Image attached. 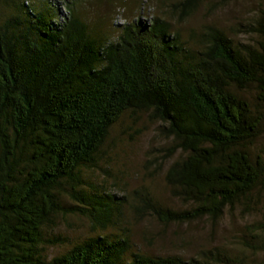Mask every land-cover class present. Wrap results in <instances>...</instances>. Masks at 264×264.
Returning a JSON list of instances; mask_svg holds the SVG:
<instances>
[{
    "label": "trees",
    "instance_id": "trees-1",
    "mask_svg": "<svg viewBox=\"0 0 264 264\" xmlns=\"http://www.w3.org/2000/svg\"><path fill=\"white\" fill-rule=\"evenodd\" d=\"M47 1L0 0L15 13L0 24V264H243L242 253L219 247L190 259L135 252L122 204L87 189L83 173L97 166L124 115L145 112L172 139L168 156L180 153L165 180L188 208L149 194L137 214L165 225L218 222L264 192V155L251 152L264 134V9L248 25L255 44L213 26L184 39L168 15L183 21L202 0L171 3L149 23L121 26L112 41L75 1L66 0L63 22ZM66 197L78 205L67 206ZM68 213L104 234L48 260L44 247L62 239L46 240L43 229ZM250 233L256 237L244 251L263 253L264 201Z\"/></svg>",
    "mask_w": 264,
    "mask_h": 264
},
{
    "label": "rangeland",
    "instance_id": "rangeland-1",
    "mask_svg": "<svg viewBox=\"0 0 264 264\" xmlns=\"http://www.w3.org/2000/svg\"><path fill=\"white\" fill-rule=\"evenodd\" d=\"M67 1H75L84 20L92 28L101 23L102 35L115 41L121 26L135 20L149 23L157 15H162V11L169 13V4L180 0H167L168 5L165 7L158 0L149 1L145 6L140 0ZM67 1L49 0L59 10L62 22L68 16ZM9 6H12V2L0 5V24L15 14L14 8ZM262 9L264 0H202L183 21L171 14L168 17L174 29L180 31L186 40L192 31L213 26L222 29L236 43L255 44L258 37L249 32L248 25ZM245 96L252 100L255 92L249 90ZM172 144V139L161 133V124L152 120L149 114L127 113L112 128L99 154L97 166L84 170L83 179L89 182L86 188L93 190V185L99 193L116 196V205L122 204L123 225L130 232L135 252L147 256L190 259L204 250L219 247L234 254L242 253L243 256H238L244 260L243 264H264V252L256 254L253 249L244 251L247 248L245 244L250 242L251 237H256L250 230L261 219L264 192L254 196L248 203L228 209L218 222L204 218L184 224L165 225L146 213L137 214L135 207L143 196L149 194L166 207L188 208L182 200L172 196L165 180L167 169L180 156V153L174 158L168 156L167 149ZM251 152L255 156L264 155V134L256 141ZM64 202L67 206L78 205L68 197L64 198ZM108 232L114 233V228ZM43 233L46 240H55L56 237L62 239L44 247L48 260L64 254L94 235L104 234L100 230L95 231L88 218L74 213L54 217L53 222L44 227Z\"/></svg>",
    "mask_w": 264,
    "mask_h": 264
}]
</instances>
